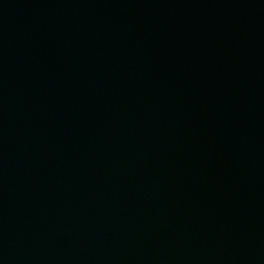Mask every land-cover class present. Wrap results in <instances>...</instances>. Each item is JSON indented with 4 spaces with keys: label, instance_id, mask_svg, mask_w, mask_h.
I'll return each mask as SVG.
<instances>
[{
    "label": "water",
    "instance_id": "95a60500",
    "mask_svg": "<svg viewBox=\"0 0 264 264\" xmlns=\"http://www.w3.org/2000/svg\"><path fill=\"white\" fill-rule=\"evenodd\" d=\"M0 264H264V0H0Z\"/></svg>",
    "mask_w": 264,
    "mask_h": 264
}]
</instances>
